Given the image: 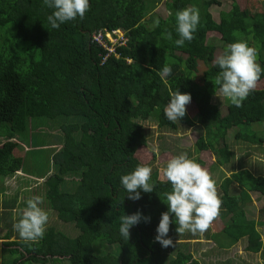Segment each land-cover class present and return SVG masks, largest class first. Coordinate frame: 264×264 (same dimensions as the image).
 <instances>
[{"label": "trees", "instance_id": "1", "mask_svg": "<svg viewBox=\"0 0 264 264\" xmlns=\"http://www.w3.org/2000/svg\"><path fill=\"white\" fill-rule=\"evenodd\" d=\"M89 3L90 9L82 20L77 18L51 29L47 17L53 9L46 7L43 0H0V137L6 136L0 144V177L25 171L26 153L20 148L29 136L32 121L60 120L61 146L51 158L55 173L47 177V171L40 176L46 177L50 208L60 221L73 223L80 231L78 237L71 238L49 228L44 238L35 243L12 240L11 234L2 237L0 233L2 263L200 264L188 251L191 244L176 232L174 214L167 238L183 243L184 249L173 248L169 253V247L163 248L155 241L161 215L169 210L162 199L171 191V184L160 178L158 169H152L150 182L154 183V191L139 190V200L129 199L120 183L121 176L138 165L153 167L144 161L152 135L144 123L150 120H156L160 129L175 133L180 125L206 128L195 150L211 152L215 162L210 166L230 169L231 175L220 185V213L204 234L216 237L221 231L219 235L227 236L231 245L246 238L247 252H262L264 242L258 227L264 228V208L255 221L247 218L245 207L251 201L249 193L264 197V176L254 175L242 165L234 169L236 155L228 144V133L233 128H248L249 134L239 131L236 140L264 146L260 130L250 129L255 123L264 124V87H256L242 107L230 103L223 115L213 103L219 91L214 79L220 69L213 63L218 47L209 43L208 35H220L226 47L238 40L247 41L258 50L257 62L264 68V13L243 10L238 0H233L230 11L221 12L219 20L211 12L214 5L221 4L219 0ZM163 3L167 17L156 14ZM190 6L199 9L198 30L194 40L177 47L175 14ZM157 19L159 25L155 23ZM100 29L127 32V46L117 49L120 58L110 57L102 64L106 53L90 41L91 34ZM167 32L172 33L171 40L165 38ZM200 61L206 62L208 68L199 82L192 75L198 71ZM165 63L172 68L166 83L157 74ZM261 83L264 74L257 85ZM177 88L181 93H190L192 101L186 106V116L172 123L165 117L164 108L170 100V90ZM188 107L197 111V120L189 116ZM196 162L208 169L202 160ZM68 183L73 186L66 187ZM3 189L0 219L1 215L11 217L7 211L13 204V200L1 197ZM137 211L150 217V222L142 220L134 225L125 241L119 232L120 217ZM227 216L229 223L222 224ZM6 222L3 228H10ZM215 225L218 232L212 230ZM99 240L116 246L117 255L97 254L94 245ZM9 257L14 259L7 263Z\"/></svg>", "mask_w": 264, "mask_h": 264}, {"label": "clouds", "instance_id": "2", "mask_svg": "<svg viewBox=\"0 0 264 264\" xmlns=\"http://www.w3.org/2000/svg\"><path fill=\"white\" fill-rule=\"evenodd\" d=\"M43 3L53 9L52 14L47 17L51 29H59L62 24L77 18L82 20L90 9L89 0H43ZM175 15L179 38L174 43L177 47H183L186 41L195 39L194 33L198 30L200 13L198 8L190 6L178 10ZM155 23L159 25V19ZM165 38L171 40L172 33L167 32ZM257 58L258 50L249 46L247 41L238 40L229 44L213 61L220 69L214 79L215 85L219 86V95L217 92L216 95L223 96L237 108L242 107L264 74V68L257 62ZM171 73L172 68L165 63L157 74L166 83V77ZM191 101L190 93H181L178 88L175 91L170 90V100L164 108L165 117L172 123L181 120L186 116V106ZM163 178L171 184V191L165 193V198L162 199L169 210L161 215L155 241L163 248H168L174 246L173 240L167 238L173 214L178 225V234L182 236L186 231L203 234L218 217L222 201L218 196L216 181L209 171L189 158L187 153H181L167 161ZM151 180L152 168L138 165L131 173L122 175L120 183L128 193V198L136 201L141 199L139 190L142 189L145 193L154 191L155 186ZM43 203L44 198L41 195L30 197L21 211L20 218L13 224V229L25 242L35 243L45 236L49 212L42 207ZM142 220L150 222V217H144L140 211L120 217L119 232L125 241L130 238V229ZM17 239L12 237V240Z\"/></svg>", "mask_w": 264, "mask_h": 264}, {"label": "rangeland", "instance_id": "3", "mask_svg": "<svg viewBox=\"0 0 264 264\" xmlns=\"http://www.w3.org/2000/svg\"><path fill=\"white\" fill-rule=\"evenodd\" d=\"M221 2L220 5H214L211 8V12L216 20H219L221 12H228L232 9L233 0H219ZM240 7L245 10L249 8L250 12L264 13V0H238ZM256 5V6H255ZM156 14L161 17H167L168 12L165 8L164 3L159 5L156 10ZM209 43L214 44L218 47L215 55V59L218 55L222 54L226 49L225 44L221 41V37L218 34H209ZM208 68V65L204 61L199 62L198 71L192 75V79L199 81L202 77L203 72ZM257 87L263 88L264 83L257 85ZM219 95V91L217 92ZM213 103L216 104L223 115L227 114L228 105L230 102L224 98L223 96L218 97L215 95L213 97ZM188 112L190 113V117L197 120L196 113L197 111L192 107H188ZM60 120H49V119H40L36 121H32L31 123V131L29 132L28 138L26 137L24 144L21 145V150L26 153V161H25V171L16 173L11 177H7L3 179L0 177V190L5 188L3 196L5 199L13 200V204L8 213H11L10 218H5L1 215L0 219V233L2 237L11 234L13 239H21L18 233L13 229V224L16 222V218L20 217L21 211L24 207H26V201L34 196L41 195L44 198V203L42 207L49 212V222L46 226V230L49 228H54L55 230L64 233L65 235L76 238L80 235V231L75 227L73 223H65L59 220L57 213L54 209L50 208L48 202L46 200V186L45 181L46 177L40 176L43 175L44 172L48 171L47 177L55 173V169L52 165V155L60 149L61 146V137L60 130L58 127V122ZM146 128L149 129L152 133L149 140V149L144 152V161L148 164L152 165V169H158L160 178H163V169L166 167L167 161L181 153H187L189 158L197 161L198 159L205 162L208 166V171L211 174L212 178L216 181L217 192H221L220 182H222L223 176L226 177L229 173L226 168H220L219 166H210V163L215 162V156L211 152H202L198 153L195 149V144L201 135H206V128L202 125L194 126L193 128L186 127L185 125H180L179 132L175 133L170 130H162L157 125L158 122L156 120H150L146 123ZM251 131L257 132L259 131V136L264 138V124L255 123L251 126ZM239 131H243L246 134H249L248 128H233L228 133V144L235 153L236 157L234 160V169H240V165L249 168L254 175L260 173L264 176V146L261 148L259 146H253L249 143L243 141L236 140V134ZM262 131V132H261ZM34 132L32 136L30 133ZM28 135V133H27ZM6 136L1 134L0 144L3 140H5ZM30 151H34V154H31ZM155 154L156 158L153 156ZM141 158V157H140ZM155 158V160H153ZM228 173V174H227ZM227 174V175H226ZM231 175V174H230ZM46 176V175H45ZM69 182H72L71 179H68ZM73 186V183H68L66 187L70 188ZM64 191L67 189L62 188ZM256 213L254 214V216ZM15 217V220H14ZM7 221V222H6ZM226 221V220H225ZM11 224L10 228H3V225ZM218 227L215 225L212 227V230L218 232ZM211 230V229H210ZM199 233V232H197ZM192 234L191 232H185L181 238L183 239H193L191 242V249L195 245L197 257L200 260V264H207L206 255L209 256V264H234V257L231 256L237 249H235L234 244L231 245L230 241H223L228 243V247L221 251L216 249L217 246V237L210 235L206 236L204 233L200 234ZM221 233V231H220ZM219 233V234H220ZM218 234V235H219ZM222 235V234H221ZM204 236V239L202 238ZM224 236V235H223ZM194 242V244H193ZM174 246H169V253L172 251L170 249L173 248H183V243H173ZM172 247V248H171ZM233 247V248H232ZM190 248V247H189ZM188 248V251L190 249ZM94 249L97 254L106 255V254H114L117 255V247L109 245L108 243H103L102 240H99L95 243ZM223 250V251H222ZM232 251V253H230ZM234 251V252H233ZM191 252V251H190ZM219 252L218 260L215 261L214 253ZM173 255V254H172ZM223 256H226L225 259ZM13 258H8L7 263L12 261ZM170 259V258H169ZM2 263V256L0 257ZM240 262V260L238 261ZM3 264V263H2ZM28 264H38V263H28ZM59 264H68L59 263ZM245 264V263H243ZM252 264V263H250Z\"/></svg>", "mask_w": 264, "mask_h": 264}, {"label": "crops", "instance_id": "4", "mask_svg": "<svg viewBox=\"0 0 264 264\" xmlns=\"http://www.w3.org/2000/svg\"><path fill=\"white\" fill-rule=\"evenodd\" d=\"M230 174L231 173H229L226 177L223 176V178L221 179L222 182L225 178L230 177ZM222 182H220V185ZM3 190L5 193H7V191H5V188ZM4 192L1 194V197H3V198H4V196H3ZM249 195L251 197V201H248L246 204V207H245V210L247 213V218L249 220L258 221L260 210L264 208V197L261 196L257 192H251V193H249ZM255 213H256V215L254 216ZM229 220H230V217L227 216L226 218L223 219L222 224H228ZM258 231L261 233L262 240L264 242V228L258 227ZM216 237H217L218 241H217V246L215 248L221 251L220 247H222L223 250H225V248H227L229 245L228 243L223 242V241H227L226 237L222 236V235H217ZM196 238H198V237H196ZM196 238L186 240V242L191 244V242L194 241ZM202 238L204 239V236ZM245 241H246V238L239 241L237 244H235L233 246V247L237 246V247H235V249H237V252H235L233 255L231 254V256L234 257V262H235L234 264H243V263H245V264H250V263H252V264H264V250L260 253L247 252L245 250ZM193 244H194V242H193ZM190 251L193 254L194 258H196L200 262L199 258L197 257L195 245L192 247V249L190 248ZM230 253H232V251H230ZM219 254H220L219 252L214 253L213 257H214L215 261L218 260L217 258H218ZM205 257H206L205 262L207 264H209V256L206 255ZM225 257L226 256H223L224 259H225ZM239 260H240V262H238Z\"/></svg>", "mask_w": 264, "mask_h": 264}, {"label": "built area", "instance_id": "5", "mask_svg": "<svg viewBox=\"0 0 264 264\" xmlns=\"http://www.w3.org/2000/svg\"><path fill=\"white\" fill-rule=\"evenodd\" d=\"M90 41L106 53L102 58V64H104L110 57H115L117 59L120 58L117 49L119 47L127 46L129 38L127 32L123 29L112 31L108 29H100L91 34Z\"/></svg>", "mask_w": 264, "mask_h": 264}]
</instances>
